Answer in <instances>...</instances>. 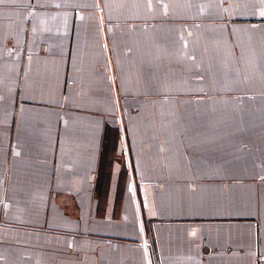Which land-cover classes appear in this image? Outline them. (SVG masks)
I'll return each mask as SVG.
<instances>
[{"label":"crops","instance_id":"obj_1","mask_svg":"<svg viewBox=\"0 0 264 264\" xmlns=\"http://www.w3.org/2000/svg\"><path fill=\"white\" fill-rule=\"evenodd\" d=\"M0 264H264V0H0Z\"/></svg>","mask_w":264,"mask_h":264},{"label":"built area","instance_id":"obj_2","mask_svg":"<svg viewBox=\"0 0 264 264\" xmlns=\"http://www.w3.org/2000/svg\"><path fill=\"white\" fill-rule=\"evenodd\" d=\"M144 245H145V243H144Z\"/></svg>","mask_w":264,"mask_h":264}]
</instances>
